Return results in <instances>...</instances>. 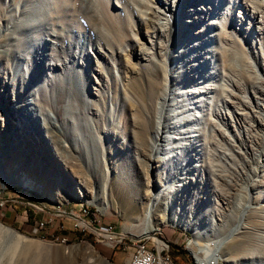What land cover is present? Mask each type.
<instances>
[{
    "label": "rangeland",
    "instance_id": "374dc122",
    "mask_svg": "<svg viewBox=\"0 0 264 264\" xmlns=\"http://www.w3.org/2000/svg\"><path fill=\"white\" fill-rule=\"evenodd\" d=\"M165 1L0 0V223L27 238L16 249L0 238V264H127V252L97 243L75 220L88 208L92 227L128 239L142 234L149 178L152 190L166 194L152 238L177 241L186 253L204 244V256L221 255V264H264V5L252 16L245 0H215L211 10L214 0ZM57 36L52 50L46 42ZM77 41L84 53L75 58ZM160 69L168 107L157 116L155 105L147 109L149 130L140 132L170 148L162 154L174 163L162 167L138 146L141 119L127 101L136 82ZM78 75L90 100L75 119L69 113L81 103L72 97ZM185 89L194 100L177 94ZM60 94L66 118L56 115ZM47 126L60 134L63 127L78 152L70 154L64 139L55 144ZM68 156L81 178L65 164ZM27 169L37 178L26 179ZM112 185L133 206H121Z\"/></svg>",
    "mask_w": 264,
    "mask_h": 264
},
{
    "label": "bare ground",
    "instance_id": "6f19581e",
    "mask_svg": "<svg viewBox=\"0 0 264 264\" xmlns=\"http://www.w3.org/2000/svg\"><path fill=\"white\" fill-rule=\"evenodd\" d=\"M161 3H165L166 4V1L165 0H160ZM231 1V0H230ZM245 1H249L251 2L252 4V16L254 14H257V13H262L260 11V6L264 5V0H245ZM247 3V2H246ZM217 5V2H215V0L209 4L208 8L211 10V7L213 8L214 6ZM264 8V7H263ZM160 15H162L163 13L162 12H158ZM185 14V13H184ZM88 20V18H87ZM68 35H70L69 32H67ZM93 38V35L91 36ZM59 39V36L56 37V39H54V41H47L46 44L48 47H50L52 50H55L57 49V45L58 43H60L58 41ZM90 39V38H89ZM92 43V41H89ZM82 43L77 41L75 46L77 48H79V52H74V57H79L81 56L83 53H84V46L81 45ZM92 45V44H90ZM70 49L71 48V45H69ZM206 49H210V47L206 48ZM200 52H204L203 51H200ZM198 54V53H197ZM51 56V55H50ZM47 57V56H46ZM195 57V56H194ZM48 59V57H47ZM195 61L197 62V59L195 58ZM254 70V69H253ZM151 71V70H150ZM256 74V72H254ZM165 75V72L162 71L161 69L160 70H154V71H151V75H148L149 77L148 78H145V81L143 83H139V82H136V85H135V91L134 93L132 94V98H129L127 99L128 103H130L131 107L133 108V116H134V119H141L139 121L136 122V129L138 130L137 132V135H138V146L140 147V149H144L145 152H149V155H148V158L150 160H153L157 165L158 167H162L164 166V163L167 162L168 165L169 163L173 162L174 163V160L171 159L170 157H167L165 158L164 157V154H162L163 152V149L160 148L159 146H156V144L151 143L149 142V136H148V139L146 140L144 135L142 134V132H148L149 130V120L148 118H144L145 115H146V112H147V109H150V107L153 105H155L154 107V111H155V114L157 116L158 112H162V111H165L167 110V107H168V104H166V101H165V86H164V76ZM257 77V75H256ZM258 78H260L258 76ZM161 79H162V82H161ZM73 83H74V86H75V90L76 91H73V99L76 101V102H81V103H77V107L76 108V112L75 113H69L70 116L72 118H75V119H78V109L80 111V109H84L85 110V103L87 101V98L90 100V97H89V93L87 91V87H86V81H84V79L81 77V76H75L73 77ZM256 80V79H255ZM261 80V79H260ZM197 86V85H196ZM161 90H163V92H161ZM181 90V89H180ZM146 91V93H148V97H150L151 99V103L149 104H145V101L143 99V93ZM197 91H201L200 88L197 89ZM194 91L192 90H184V91H181V92H177L178 95H180L182 97V99H184L185 97L189 96L190 99L194 100L195 98V95L192 94ZM62 95V94H60ZM58 96L57 97V102H56V106L59 107V110L57 111L56 115L59 117V118H66V114H65V95L63 96ZM185 96V97H184ZM140 99H143V103L145 104V106L143 107V110H139V108L137 107V102L140 100ZM158 101H161V102H158ZM157 105H161V110H157ZM195 117V116H194ZM23 118H25V116L23 115ZM21 119L19 122V125H21V127H23L22 125V120L24 119ZM184 119V118H183ZM190 119H185V121L188 123ZM192 120L195 122L196 121V118H192ZM2 123L5 122L4 118L2 119L1 121ZM47 125V124H46ZM45 125V126H46ZM184 124L182 126V129L184 128ZM1 127L2 124H1ZM48 127V126H47ZM49 128V127H48ZM63 128V127H62ZM61 128V131H62V134L58 133V132H55L53 131L52 129V126L48 129V132L51 131V133L53 135H50V139H53L54 140V143L55 144H60L59 141L61 142L62 139H64V141H66L68 144H69V150H70V154H76L78 152V150H76L75 148H73L72 146V142L67 138L66 136V133H65V129ZM140 130L142 132H140ZM164 126H160V123L158 122V125H157V129H156V135L157 136H160L162 137L163 134H164ZM50 133V134H51ZM147 133H145L146 135ZM31 135H33L31 133ZM165 138V142H168L169 139L168 137L164 136ZM122 139L121 136H119V140ZM52 140V141H53ZM169 144V142H168ZM185 146H188L189 143H185L184 144ZM159 148V149H158ZM170 148H165L164 150H168L167 152H171L169 151ZM157 155V158L153 157V155ZM75 156V155H74ZM171 159V160H169ZM65 164H67V167L70 169L71 173L72 174H75V176L81 178L82 174H81V171H80V166H78L77 164H73L71 161H67V160H75L72 158V156H68L66 159H65ZM79 161V160H78ZM170 166V165H169ZM192 168V166L190 167ZM157 173V177H161V174H160V170L157 169L156 171ZM25 176H26V179H31L32 177L33 178H37L36 177V172L33 170H28L26 171L25 173ZM84 177V176H83ZM109 180V176L107 177V181ZM27 180H24V182H26ZM34 181V184L32 182H30L29 180L27 181L28 183L34 185V186H38V180H33ZM154 182V181H153ZM16 183H19V184H22L23 182L19 179H16ZM28 183H23L22 185L24 186V184L26 185H30ZM147 198H148V202L145 206V210H144V213H143V217H144V222L146 224V227L143 229L142 231V234H146V235H150L154 229H153V226H152V222H153V219H154V215H155V212L157 211V209L160 207V204L162 203V200L165 198L164 196L166 195L165 193H160L158 192V190H152V185H151V180L149 178V180L147 181ZM172 185H169V188H164L163 191H167V194H168V190L170 191L172 189L171 187ZM43 187V186H42ZM111 187V190H118V194L121 198V206L123 207H128L130 208L131 206H133L134 204V199L130 200L129 202L125 199V189L121 186V185H112L110 186ZM40 188V187H38ZM145 190V189H144ZM174 190V189H173ZM172 221L173 220V223L174 224H177L178 220L176 219H172V218H169L168 221ZM241 222V221H240ZM238 229V227H237ZM236 229V230H237ZM234 230V231H236ZM234 233L231 232L228 236L225 237V239L223 241H220V244L218 246V248H223L225 249L226 245L233 239L232 237L234 236L233 235ZM233 235V236H232ZM0 238L2 239H7L9 242H14L15 245H14V249L18 248L24 240H27L26 237L22 236L21 234H19L17 231H15L14 229H12L11 227H8L6 225H3L2 223H0ZM158 246L160 245L159 242H157ZM236 244H231V249L234 248ZM193 245L195 246V249H196V252L194 253V259H195V262L196 264H205L206 262V259H207V256H204L205 255V252L203 251L204 250V244H199L198 242H194ZM218 245V244H217ZM206 247V246H205ZM87 249L86 252H91V246H87L85 247ZM129 258V257H128ZM219 259V258H218ZM220 261L222 260V256L220 255ZM107 262V261H106ZM129 263V261H128ZM127 263V264H128ZM109 264V262L107 263ZM143 264H159V263H143Z\"/></svg>",
    "mask_w": 264,
    "mask_h": 264
},
{
    "label": "built area",
    "instance_id": "2783aa9c",
    "mask_svg": "<svg viewBox=\"0 0 264 264\" xmlns=\"http://www.w3.org/2000/svg\"><path fill=\"white\" fill-rule=\"evenodd\" d=\"M3 206V202H0V207ZM39 212H44V210L35 205H31ZM45 213V212H44ZM88 208H79L78 215L76 218L77 226L82 230H89L95 236V241L97 243H102L108 248L114 250L121 247L123 252L128 253L129 263L128 264H143V263H159V264H176L169 255V244L166 241L158 240L157 238H152V235L139 234L137 236H132L128 239L124 235H116L112 231L111 227H106L99 229L97 227H92L93 220L88 221L89 216ZM61 216L62 215H55ZM45 222L41 221L37 228L42 230ZM127 239V240H126ZM153 243V247H149L147 242ZM127 242V243H126ZM157 242L160 243L158 246ZM187 252H191V258L196 264L194 259V250L185 247ZM205 264H221V261L215 255H208Z\"/></svg>",
    "mask_w": 264,
    "mask_h": 264
},
{
    "label": "trees",
    "instance_id": "16d2710c",
    "mask_svg": "<svg viewBox=\"0 0 264 264\" xmlns=\"http://www.w3.org/2000/svg\"><path fill=\"white\" fill-rule=\"evenodd\" d=\"M169 244V249H170V251H169V255H170V257L172 258V260L176 263V264H179L180 262H181V258H177V254L178 255H181L182 256V258L184 259V260H186V262H188V260H189V257H188V255L189 256H191L190 254H189V252H187L188 253V255H187V253L183 250V251H179V249H178V247L176 246V245H173V244H171V243H168ZM176 250H178V251H176ZM183 252V253H182Z\"/></svg>",
    "mask_w": 264,
    "mask_h": 264
},
{
    "label": "crops",
    "instance_id": "0c3cea01",
    "mask_svg": "<svg viewBox=\"0 0 264 264\" xmlns=\"http://www.w3.org/2000/svg\"><path fill=\"white\" fill-rule=\"evenodd\" d=\"M166 235H167V237L168 238H171L172 237V233H165ZM156 237L157 238H161L162 236H158V235H156ZM168 243H171V244H173V245H176L177 247H178V249H179V251H183V248H182V245H181V243H178L177 241H168ZM148 244V246H150V247H153V243L152 242H148L147 243ZM176 251H178V250H176ZM183 253V252H182ZM112 255V254H111ZM115 255V254H114ZM114 255H113V258H114ZM177 258H181L182 260H181V262L179 263V264H192V262H191V260L189 259L188 260V262H186V260H184L183 258H182V256L181 255H178L177 254ZM128 263V262H127Z\"/></svg>",
    "mask_w": 264,
    "mask_h": 264
},
{
    "label": "water",
    "instance_id": "95a60500",
    "mask_svg": "<svg viewBox=\"0 0 264 264\" xmlns=\"http://www.w3.org/2000/svg\"><path fill=\"white\" fill-rule=\"evenodd\" d=\"M107 261V260H106ZM108 262V261H107Z\"/></svg>",
    "mask_w": 264,
    "mask_h": 264
}]
</instances>
